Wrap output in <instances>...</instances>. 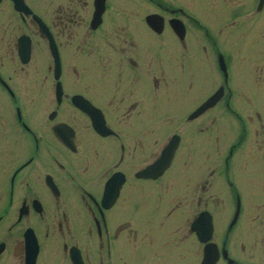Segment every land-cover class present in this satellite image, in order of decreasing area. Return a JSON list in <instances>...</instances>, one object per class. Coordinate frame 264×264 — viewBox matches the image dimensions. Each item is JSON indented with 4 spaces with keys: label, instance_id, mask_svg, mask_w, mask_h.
<instances>
[{
    "label": "flooded vegetation",
    "instance_id": "obj_1",
    "mask_svg": "<svg viewBox=\"0 0 264 264\" xmlns=\"http://www.w3.org/2000/svg\"><path fill=\"white\" fill-rule=\"evenodd\" d=\"M261 98L264 0H0V264H264Z\"/></svg>",
    "mask_w": 264,
    "mask_h": 264
},
{
    "label": "rangeland",
    "instance_id": "obj_2",
    "mask_svg": "<svg viewBox=\"0 0 264 264\" xmlns=\"http://www.w3.org/2000/svg\"><path fill=\"white\" fill-rule=\"evenodd\" d=\"M243 80V79H242ZM247 95H249V94H247ZM260 99V98H259ZM262 100H264V99H262L261 98V100H256V103H258V102H260V101H262ZM260 103H262L263 104V106H264V102H260ZM259 103V105L260 106H262V104H260ZM242 107V106H241ZM243 107L245 108V110L246 111H253V109L250 107V105H248V106H245V105H243ZM227 120H229V119H224V121H223V125H224V127H225V129H226V136L228 137V138H231L232 136H235V134L237 133V128H236V126L232 123V122H230L229 121V124L228 125H225V122L227 121ZM196 138L198 139L199 137H197L196 136ZM248 158V157H247ZM251 159H252V157H250Z\"/></svg>",
    "mask_w": 264,
    "mask_h": 264
},
{
    "label": "water",
    "instance_id": "obj_3",
    "mask_svg": "<svg viewBox=\"0 0 264 264\" xmlns=\"http://www.w3.org/2000/svg\"><path fill=\"white\" fill-rule=\"evenodd\" d=\"M169 152L171 153V151L169 149L164 152L163 157H162L163 160H168L169 161L171 159V155L167 156V153H169Z\"/></svg>",
    "mask_w": 264,
    "mask_h": 264
}]
</instances>
